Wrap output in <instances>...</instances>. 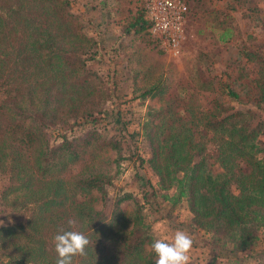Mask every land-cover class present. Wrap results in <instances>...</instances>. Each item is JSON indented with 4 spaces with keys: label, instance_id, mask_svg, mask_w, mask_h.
<instances>
[{
    "label": "trees",
    "instance_id": "1",
    "mask_svg": "<svg viewBox=\"0 0 264 264\" xmlns=\"http://www.w3.org/2000/svg\"><path fill=\"white\" fill-rule=\"evenodd\" d=\"M88 26L70 0H0V264H55L53 237L69 219L92 242L74 264H155L150 181L136 173L139 197L122 193L110 203L112 175L87 168V155L103 149L116 161L139 160L137 169L143 163L131 152L123 157L118 142L95 128L107 101L111 121H120L111 78L102 81L87 65L108 56L94 48ZM147 29L142 9L123 31L146 32L157 44ZM243 55L255 66L252 103L239 100V85L223 82L208 109L190 108L193 93H183L172 114L168 105L149 111L142 125L160 188L186 200L191 229L208 235L213 256L227 254L223 264H240L239 254L264 243V157L256 142L264 120L255 112H264V59ZM77 122L87 127L68 138Z\"/></svg>",
    "mask_w": 264,
    "mask_h": 264
},
{
    "label": "rangeland",
    "instance_id": "2",
    "mask_svg": "<svg viewBox=\"0 0 264 264\" xmlns=\"http://www.w3.org/2000/svg\"><path fill=\"white\" fill-rule=\"evenodd\" d=\"M98 1L70 0L71 12L88 23L89 33L95 41L94 48L108 54L98 61H87V65L102 81L111 78L113 103L120 124L111 121L107 101L102 107V110L105 107L100 116L103 119L95 128L102 138L118 142L123 157L131 152L143 163L137 169L139 160L134 161L136 164L128 159L116 161L112 150L103 149L87 155L88 171L112 175L111 185L107 188L110 203L122 193L138 198L140 182L135 181V174L143 175L155 192L154 199L150 201L153 212L146 219L152 237L171 238L177 229L187 231L194 240L189 254L190 264H203L205 259L206 264H223L227 254L218 252L213 256L206 247L208 256L203 259L208 235L191 229L186 200H174L173 189L160 188L157 177L146 162L149 150L143 138L142 125L149 111L168 105L169 114H172L182 105L180 94L183 93H193L190 108L193 105L200 110L208 109L215 103L211 92L223 82L239 85V100L249 104L253 102L252 97L258 95L253 83L255 66L243 52L249 51L264 59V0H184L187 19L178 45L168 51L159 48L146 32L123 31L142 11L140 0H103L102 6ZM224 32L226 41L221 43L218 37ZM147 90L150 93L143 96L142 92ZM218 102L219 106H226V101ZM229 105L242 108L235 102ZM255 112L256 120H264V112ZM186 120L187 116L184 117ZM85 127L77 122L67 137H78ZM49 138L54 140L57 136L51 133ZM256 142L264 157V129ZM238 256L242 260L240 264H250L251 261L264 264V243L254 241L246 252ZM1 259L6 261L7 258ZM196 259H200L199 263Z\"/></svg>",
    "mask_w": 264,
    "mask_h": 264
},
{
    "label": "clouds",
    "instance_id": "3",
    "mask_svg": "<svg viewBox=\"0 0 264 264\" xmlns=\"http://www.w3.org/2000/svg\"><path fill=\"white\" fill-rule=\"evenodd\" d=\"M2 223V222H0ZM68 230L61 229L53 237L55 264H74L77 257H84L90 239L83 232L72 230L75 220H68ZM194 240L190 233L177 229L171 238H157L150 245V252L155 258V264H190V252ZM250 264H258L251 261Z\"/></svg>",
    "mask_w": 264,
    "mask_h": 264
},
{
    "label": "built area",
    "instance_id": "4",
    "mask_svg": "<svg viewBox=\"0 0 264 264\" xmlns=\"http://www.w3.org/2000/svg\"><path fill=\"white\" fill-rule=\"evenodd\" d=\"M148 33L164 51L179 43L187 19L184 0H140Z\"/></svg>",
    "mask_w": 264,
    "mask_h": 264
},
{
    "label": "crops",
    "instance_id": "5",
    "mask_svg": "<svg viewBox=\"0 0 264 264\" xmlns=\"http://www.w3.org/2000/svg\"><path fill=\"white\" fill-rule=\"evenodd\" d=\"M206 248L204 247L203 248V255H204V257H203V259L204 258H206L208 255L206 254V250H205ZM201 251H202V249H201ZM191 254V253H190ZM194 255V254H193ZM207 255V256H206ZM199 261H200V259H196V263H199ZM203 264H206V259H205V262L203 261Z\"/></svg>",
    "mask_w": 264,
    "mask_h": 264
}]
</instances>
